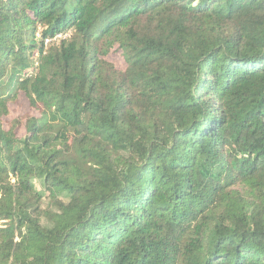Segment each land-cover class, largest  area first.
I'll return each instance as SVG.
<instances>
[{
    "label": "trees",
    "instance_id": "trees-1",
    "mask_svg": "<svg viewBox=\"0 0 264 264\" xmlns=\"http://www.w3.org/2000/svg\"><path fill=\"white\" fill-rule=\"evenodd\" d=\"M0 264H264V0H0Z\"/></svg>",
    "mask_w": 264,
    "mask_h": 264
},
{
    "label": "rangeland",
    "instance_id": "rangeland-1",
    "mask_svg": "<svg viewBox=\"0 0 264 264\" xmlns=\"http://www.w3.org/2000/svg\"><path fill=\"white\" fill-rule=\"evenodd\" d=\"M107 60L109 62H111L112 64L115 65L116 69H124L125 68V64L124 61L122 59V56L120 55V53L114 51L112 52L109 57L107 58ZM10 108V116L8 118H6L7 120H3L2 123L4 126H6L7 123L10 124V122L14 121V120H20L22 117L27 116L28 112V106H27V102L25 100V98L22 95L18 96L17 99V103L16 104H10L9 105ZM21 133V131H20Z\"/></svg>",
    "mask_w": 264,
    "mask_h": 264
},
{
    "label": "built area",
    "instance_id": "built-area-1",
    "mask_svg": "<svg viewBox=\"0 0 264 264\" xmlns=\"http://www.w3.org/2000/svg\"><path fill=\"white\" fill-rule=\"evenodd\" d=\"M60 36H61V35H59V34H58V35H56V37H55V38H59ZM46 42H47V40H46Z\"/></svg>",
    "mask_w": 264,
    "mask_h": 264
}]
</instances>
